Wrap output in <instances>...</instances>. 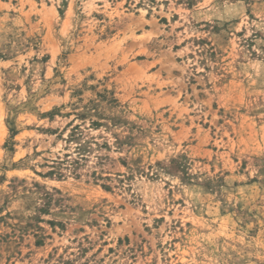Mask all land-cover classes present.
Returning <instances> with one entry per match:
<instances>
[{
  "label": "rangeland",
  "instance_id": "obj_1",
  "mask_svg": "<svg viewBox=\"0 0 264 264\" xmlns=\"http://www.w3.org/2000/svg\"><path fill=\"white\" fill-rule=\"evenodd\" d=\"M0 264H264V0H0Z\"/></svg>",
  "mask_w": 264,
  "mask_h": 264
}]
</instances>
